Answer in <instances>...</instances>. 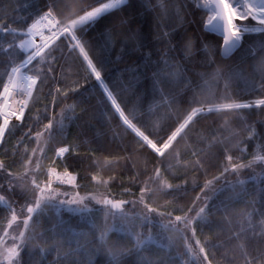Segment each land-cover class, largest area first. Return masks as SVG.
I'll return each mask as SVG.
<instances>
[{
  "label": "snow or ice",
  "instance_id": "1",
  "mask_svg": "<svg viewBox=\"0 0 264 264\" xmlns=\"http://www.w3.org/2000/svg\"><path fill=\"white\" fill-rule=\"evenodd\" d=\"M129 2L130 0H106V2L96 0L98 6L85 7L80 6L82 0H48L44 10L26 26L23 35L27 38L20 39L18 44L9 42L6 48H0V51L7 53L10 57L3 73L6 80L0 79V145L6 142V132L11 133L17 127L27 128L18 143L31 138L37 144V147L31 149L25 147L24 154L19 157V162L24 169L19 180L24 181L23 183L16 184L13 173L7 171L9 166L0 160V172L7 173L5 180L8 190L16 192L19 188V195L24 198V203L17 210L13 207V202L6 199L4 195H0V203L6 204L10 212V218H6L7 227L0 235V264H22L21 253L28 248V242L41 240L51 231L50 228L41 227L45 220L52 228L57 229L53 234L54 238H63L66 229L61 209L67 213L79 215L83 221V227L87 229V232L73 233V235L91 233L95 239L104 240L109 233L115 234L122 244L121 252L127 251L123 247L126 241L134 240L137 249L156 243L150 232L144 238L138 230L146 225L149 229L154 224L158 225L157 236L171 246L172 233H186L190 230L195 237L198 222L201 226L207 223L208 216L216 211H222L223 221L231 223L228 219L229 204L237 198L238 194L227 196L228 193H234L235 188L228 177L231 174H237V183L243 185L245 181L238 179V174L251 167V161L242 162L243 150L241 155L232 154L224 137L223 140L216 141L217 152L193 151L192 156L197 158L191 161V171L202 173L205 177L202 184L197 183L195 177L189 182L187 171L183 175L177 172L170 177L169 172L173 168L170 161L175 160L179 163L180 151L174 147V144L178 142V138L187 142L186 130L190 131L189 126L198 115L204 117L216 114L220 115L222 120L224 114L239 116L238 110L264 106V98L255 99L254 102H238L233 98L231 91L234 77L241 76L247 80L249 92L255 91L254 86L259 77L260 91L264 92V65H257L254 59L252 72L248 76H244L236 67H230L226 72L217 67L211 73L210 80L204 79L205 74L201 73L202 82L190 89L192 96L188 103L190 106H195H191L190 111H187L170 133L166 136L161 135V132L166 131L165 128L150 127L137 117L135 110H128L126 114L127 104L124 102L123 93L131 89L133 82L139 79L138 66L135 64L127 66L121 76L127 74L129 79L118 83L117 88H111L105 78L106 60L100 59L99 55L94 58L90 54V42L85 38L101 18L120 11ZM202 7L208 9L203 22V31L217 34L221 38L219 51L223 58L230 57L241 48L246 35L264 34V0H204ZM177 19L183 23V15L177 14ZM113 27L127 28L122 45L132 42V51H140L139 29L132 27L130 18L121 17L115 20L112 26L105 29L107 36L114 35ZM174 31V28L164 29L161 22L156 39L165 47L159 50V59L155 62L157 70L152 77L154 87L157 83L163 82L161 75L165 69H175L177 75L183 72L180 61L172 55L176 51V46L172 43ZM0 32L13 34V40H15L18 29L7 24H0ZM37 35L41 37L40 44L34 42L33 38ZM193 40L195 41L193 36H186L183 40L181 52L185 60L189 58L187 48ZM57 41L61 43L58 44ZM13 48H18L25 53L24 58L19 62L9 52ZM208 49L207 43L201 44V50L206 54ZM258 51L264 55V44H260L258 48L246 49L241 59L247 60L250 56L255 58ZM100 52L102 53L103 49H100ZM211 55H208L207 64L213 62ZM66 58L74 63L79 61L77 75L82 74L85 83L94 79L96 82L94 87L102 90L107 100L111 102L114 113L118 114V119L134 134L131 143L137 145L139 149L147 150L141 154L144 167L136 169L129 146H123V150L129 153L124 157L126 163L123 169L127 172L128 165L131 163L133 174L126 178H119L117 193L113 192L110 185L117 182L118 177L113 173L105 178L102 173L105 169L114 168L119 163V158L105 159L102 165L99 161L93 160L91 164L82 165L79 170H70L66 154H70L72 150L68 146H60L54 147L50 165L46 168L42 167L43 161L48 159L45 147L49 143L55 145L58 138L62 139L68 124L78 117L74 111L75 102L60 107L59 113L55 115L51 113L49 105L45 104L42 112L37 109L35 123L31 122L33 119L31 113L27 116L29 123H25L30 103H41V94L50 96L51 104L55 105L59 103L58 95L66 101L69 98V92H78L84 86L78 82L75 87L66 86L63 90L58 86L57 78L53 75V62L66 60ZM152 63L149 59L148 64ZM148 64L145 67H148ZM24 69H27V72L23 71ZM45 88L48 89L47 92ZM197 88L209 94L210 103L203 105L196 99ZM178 95L179 93L166 91V95H161L160 102L167 109L170 104L178 103ZM13 120L17 123L13 124ZM225 129L230 130V128ZM234 147L238 148L239 142ZM169 150L172 151L169 152ZM75 154L80 155L79 152ZM11 155L17 157L15 149L11 151ZM84 155L88 158V153ZM150 156L152 159H149ZM256 159L264 160V156L256 157ZM61 167L62 170H58ZM214 169L218 174L213 175L211 179L207 178ZM173 180L182 182L174 183ZM125 183L128 186H124ZM89 184L94 187L93 191H88ZM4 188L5 184H0V192H3ZM81 189H84L83 193ZM189 191L196 192V195L191 206L185 209L176 201L178 196L186 195ZM157 194L169 199H166L163 204L154 206L155 201L152 198ZM125 195L129 199L123 198ZM150 200L152 202H149ZM198 204L200 206H197ZM128 205L131 206V211L126 210ZM138 205L142 206L143 211H134ZM95 206L99 207L96 209V214H92ZM50 212L54 213V217L49 215ZM174 212L182 214L174 215ZM99 213H102V228L97 227V221L101 220ZM109 218H111V224L108 222ZM121 220L130 221L131 228L121 223ZM9 229L12 232H9ZM196 244L199 247V254H202L203 262L212 264L209 252L205 250V246L199 239L196 240ZM211 247L216 248L217 245H211ZM31 251L29 249L30 254ZM188 251H193L191 246H188Z\"/></svg>",
  "mask_w": 264,
  "mask_h": 264
},
{
  "label": "trees",
  "instance_id": "2",
  "mask_svg": "<svg viewBox=\"0 0 264 264\" xmlns=\"http://www.w3.org/2000/svg\"><path fill=\"white\" fill-rule=\"evenodd\" d=\"M47 2L48 0H0V24L17 28L15 40L23 39V35L20 33L26 29V26L38 13L44 10ZM88 5L98 6V3L96 0H82L80 6ZM207 13L206 9L197 5L196 0H130L120 11L101 18L85 37L90 42V54L94 58L99 55L100 59L106 60L105 78L111 88H117L118 83L129 79L127 74L121 76L127 66L132 64L138 66L139 79L133 82L131 89L123 93L124 102L127 104L126 114H128V110H135L137 117L149 124L150 127L165 128L166 131L161 132V135L166 136L170 133V130L177 126L178 121L182 120L187 111H190L191 106H195H190L188 103L192 96L190 89L202 82L201 73L205 74L204 79L210 80L211 73L217 67L222 68L225 72L230 67H236L244 76H248L252 72L254 59L257 65H264V55L259 51L255 58L250 56L247 60L241 59L246 49L258 48L260 44H264V34L246 35L241 48L231 57L223 58L219 51L221 38L203 31V22ZM177 14L183 15V23L177 19ZM121 17L130 18L132 27L139 29V44L141 45L139 52L132 51V42L122 45L127 28L113 27L114 35L109 37L105 34V29L112 26L114 21ZM161 22H163L164 29H175L172 43L176 46V51L172 55L180 61L183 72L177 75L175 69H165L161 75L163 82L157 83L154 87L152 77L157 70L155 62L159 59V50L165 47L156 39ZM186 36L195 37L194 50L189 52L187 48L189 52L187 60L184 59L181 52ZM15 40H13V34L0 32V48H6L9 42L17 44ZM57 43L59 44L61 41H57ZM202 43L209 45L208 54L201 50ZM100 49H103L102 53ZM9 52L17 62L25 56V53L18 48H13ZM209 54H212L213 62L211 64L206 63ZM9 58L7 53L0 51V79L6 80L3 73ZM149 59L153 62L152 64H148ZM53 63V75L56 76L57 84L62 90L66 86L75 87L77 82L84 86L78 92H69V98L66 101L58 95L59 103L55 105L51 104L50 96L42 94L41 103H30L25 123H29L27 120L29 113L33 117L31 122L35 123L38 115L37 109L42 112L45 104L49 105L53 115L58 114L60 107L65 104L70 105L73 102L76 104L74 111L78 117L68 124L66 134L62 139L58 138L55 145L49 143L45 147L48 159L44 160L43 164L51 163L54 147L60 146H68L72 150L70 154H66L70 170H79L82 165L91 164L93 160L99 161L102 165L105 159L119 158V163L114 168L105 169L102 173L105 178L115 173L118 180L110 187L114 193H117L119 178H126L133 174L131 163L128 165L127 172L123 169L126 163L124 157L129 154L123 150V146H129L132 162L135 163L136 169L144 167L141 154L147 150L139 149L137 145L131 143L134 134L118 119V114L114 113L111 102L107 100L102 90L94 87L96 83L94 79L85 83L83 75H77L79 61L74 63L71 59L66 58V60ZM146 64L148 67H145ZM24 71L27 72V69ZM254 87L255 91L249 92L247 80L241 76H235L231 86L233 98L238 102H254L255 99L264 98V92L260 91L259 77H257ZM47 90L45 88V92ZM166 91L179 93L178 103L170 104L167 109L160 102L161 95H166ZM195 95L203 105L211 102L209 94L203 89L197 88ZM118 102L120 101L118 100ZM238 111L239 116L224 114L222 120L221 116L216 114L204 117L198 115L194 118L193 123L189 126L190 131L186 130L188 132L187 142L178 138V142L174 144V147L180 151L179 163L171 160L173 168L169 172L171 177L177 172L183 175L187 171L189 182L195 177L197 183L202 184L205 179L202 173L191 171V161L197 158L192 156L193 151L217 152L216 141L223 140L224 137L232 154L241 155V150H243L242 162L249 163L251 161V167L238 174V179L245 181L243 185L237 183V174H231L228 177L235 188L234 193H228L227 196L238 194L237 198L229 204L228 219L231 221L230 224L223 221L224 213L222 211H216L208 216L207 223L201 226L198 222L195 237L192 236L190 230L186 233H172L171 246H168L166 241L157 236L158 225L154 224L150 229L146 225L138 230L144 238L150 232L156 243H150L143 249H137L134 240L126 241L123 247L127 251L121 252L114 261L102 253L98 240L91 233L73 235V233L87 232V229L83 227V221L79 215H73L61 209L66 229L64 237L54 238L53 234L57 229L52 228L47 220L43 221L41 227L50 228L51 231L41 240L28 242V248H25L21 253L22 264H146V262H151V264H206L202 260V254H199L197 239L209 252L212 264H264V260H262L264 257V160L256 159V157L264 156V106L260 108L253 106L251 109ZM224 127L230 128V130H226ZM26 131L25 127H17L11 133L6 132V142L0 145V160L9 166L7 171L13 173L16 178L14 182L19 180L24 171L19 162L20 155L24 154V148L37 147L36 142L31 138H26L22 143H18ZM34 131L35 129L33 135ZM238 142L239 147H234ZM13 149L16 150L17 157L11 155ZM171 151L169 150V152ZM77 152L80 155L75 154ZM84 153H88V158H85ZM149 159L152 157L150 156ZM58 170H62V167ZM216 174L218 172L214 169L207 178L211 179ZM6 175V172H0V184H5L4 191L0 192V195H4L6 199L13 202V207L18 210L24 203V198L19 195V189L16 192L8 190ZM172 182L180 183L182 181L173 180ZM124 186H128V184L125 183ZM93 190L94 187L89 184L88 191ZM81 191L83 193L84 189ZM195 195L196 192L189 191L186 195L178 196L176 202L186 209L191 206ZM123 198L129 199L126 195ZM152 199L156 206L163 204L169 198L157 194ZM213 199L215 200V197ZM98 207L93 208L92 214H96ZM126 210L131 211V206H126ZM134 211L141 212L143 208L138 205ZM177 214L182 213L174 212V215ZM49 215L54 217V213L50 212ZM98 215L101 220L97 221V227L102 228V213ZM6 218H10V212L6 204L0 203V235L7 227ZM108 222L111 224V218ZM121 223L131 228L130 221L121 220ZM110 239L119 248H122V244L115 234H111ZM211 245H217V247L212 248ZM188 246H191L192 252L188 251ZM29 249L32 250L31 254Z\"/></svg>",
  "mask_w": 264,
  "mask_h": 264
},
{
  "label": "clouds",
  "instance_id": "3",
  "mask_svg": "<svg viewBox=\"0 0 264 264\" xmlns=\"http://www.w3.org/2000/svg\"><path fill=\"white\" fill-rule=\"evenodd\" d=\"M195 48V41L193 40L191 44L188 46V51L191 52ZM221 70H223L221 68ZM111 233L104 240L98 239V245L102 250V253L112 260H116L121 253V248H119L116 243L110 239Z\"/></svg>",
  "mask_w": 264,
  "mask_h": 264
},
{
  "label": "rangeland",
  "instance_id": "4",
  "mask_svg": "<svg viewBox=\"0 0 264 264\" xmlns=\"http://www.w3.org/2000/svg\"><path fill=\"white\" fill-rule=\"evenodd\" d=\"M196 3H197V5L198 6H203V4H204V0H196ZM203 8V7H202ZM205 9V8H204ZM207 11H208V9H206ZM249 24H251V23H249ZM24 31H26V29L24 30ZM23 31V32H24ZM23 32L22 33H20L21 35H23ZM39 36H36V37H34L33 39H34V42L36 43V44H38V42H37V38H38ZM23 38H27V37H25L24 35H23ZM20 40V39H19ZM19 40H15L16 41V43L18 44L19 43ZM24 71V70H23ZM23 183L24 181H20V180H17L15 183L16 184H19V183ZM17 189H19V188H17ZM9 232H12V230L11 229H9Z\"/></svg>",
  "mask_w": 264,
  "mask_h": 264
},
{
  "label": "built area",
  "instance_id": "5",
  "mask_svg": "<svg viewBox=\"0 0 264 264\" xmlns=\"http://www.w3.org/2000/svg\"><path fill=\"white\" fill-rule=\"evenodd\" d=\"M37 36H38V35H37ZM35 37H36V36H35ZM39 37H40V36H39ZM39 41H40V40H39ZM41 41H42V40H41ZM40 43H42V42H38V44H40ZM14 122H16V121L13 120L12 123H14ZM49 165H50V163H48V164H46V165L43 164V167L46 168V167L49 166Z\"/></svg>",
  "mask_w": 264,
  "mask_h": 264
},
{
  "label": "bare ground",
  "instance_id": "6",
  "mask_svg": "<svg viewBox=\"0 0 264 264\" xmlns=\"http://www.w3.org/2000/svg\"><path fill=\"white\" fill-rule=\"evenodd\" d=\"M39 40H40V41H39ZM37 42H42V41H41V37H38V38H37Z\"/></svg>",
  "mask_w": 264,
  "mask_h": 264
},
{
  "label": "water",
  "instance_id": "7",
  "mask_svg": "<svg viewBox=\"0 0 264 264\" xmlns=\"http://www.w3.org/2000/svg\"><path fill=\"white\" fill-rule=\"evenodd\" d=\"M215 35L218 36L217 34H215ZM218 37H219V36H218ZM236 51H238V49H237ZM236 51H235V52H236ZM235 52H234V53H235ZM234 53H233V54H234ZM233 54H232V55H233ZM232 55H231V56H232ZM231 56H230V57H231ZM227 58H229V57H227ZM227 58H226V59H227Z\"/></svg>",
  "mask_w": 264,
  "mask_h": 264
}]
</instances>
